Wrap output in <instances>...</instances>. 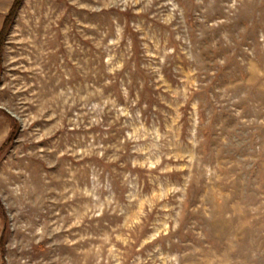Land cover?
Masks as SVG:
<instances>
[{"label":"rangeland","instance_id":"1","mask_svg":"<svg viewBox=\"0 0 264 264\" xmlns=\"http://www.w3.org/2000/svg\"><path fill=\"white\" fill-rule=\"evenodd\" d=\"M3 144L0 264H264V0H25Z\"/></svg>","mask_w":264,"mask_h":264},{"label":"trees","instance_id":"2","mask_svg":"<svg viewBox=\"0 0 264 264\" xmlns=\"http://www.w3.org/2000/svg\"><path fill=\"white\" fill-rule=\"evenodd\" d=\"M25 0H14L7 15L4 18L1 30H0V67L2 65V56H3V50L5 45V39L7 35L9 34L14 21L23 5V2ZM5 144H3L0 148V150L4 147ZM0 244L3 246V239L0 240ZM5 264V262H3Z\"/></svg>","mask_w":264,"mask_h":264}]
</instances>
